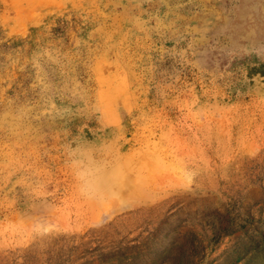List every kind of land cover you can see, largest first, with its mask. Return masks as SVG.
Instances as JSON below:
<instances>
[{
	"label": "rangeland",
	"instance_id": "rangeland-1",
	"mask_svg": "<svg viewBox=\"0 0 264 264\" xmlns=\"http://www.w3.org/2000/svg\"><path fill=\"white\" fill-rule=\"evenodd\" d=\"M254 3L0 0V264H264Z\"/></svg>",
	"mask_w": 264,
	"mask_h": 264
},
{
	"label": "flooded vegetation",
	"instance_id": "flooded-vegetation-1",
	"mask_svg": "<svg viewBox=\"0 0 264 264\" xmlns=\"http://www.w3.org/2000/svg\"><path fill=\"white\" fill-rule=\"evenodd\" d=\"M253 1H255V3L253 5L248 6V7H251L253 9V14H252V11L249 10L250 14H251L250 15V17H251L250 22L263 20L264 19V0H253ZM257 10L260 13V17L256 13Z\"/></svg>",
	"mask_w": 264,
	"mask_h": 264
},
{
	"label": "bare ground",
	"instance_id": "bare-ground-1",
	"mask_svg": "<svg viewBox=\"0 0 264 264\" xmlns=\"http://www.w3.org/2000/svg\"><path fill=\"white\" fill-rule=\"evenodd\" d=\"M138 189H140V188H137V190H138ZM137 190H136V192H137ZM133 192L135 193V191H133ZM133 192H131V194H134ZM138 193H139V191H138ZM138 197H140V195H139Z\"/></svg>",
	"mask_w": 264,
	"mask_h": 264
}]
</instances>
